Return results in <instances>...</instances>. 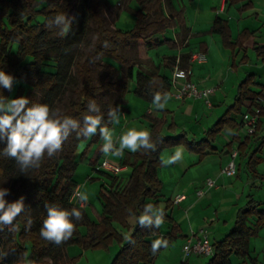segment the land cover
<instances>
[{"label":"trees","instance_id":"16d2710c","mask_svg":"<svg viewBox=\"0 0 264 264\" xmlns=\"http://www.w3.org/2000/svg\"><path fill=\"white\" fill-rule=\"evenodd\" d=\"M137 1L139 9H129L136 18V25L131 30H123L106 27L102 0H0V66H4L16 77L13 89L0 90V97L10 99L26 96L30 103H36V100L25 92V89L29 88L44 93V103L51 107L65 77L63 64L67 60L68 52L71 46L83 38L90 22L94 21L97 24V39L87 58L78 64L82 87L76 91V99L72 105L60 116H71L82 125L83 116L90 114L87 110L90 101L98 105L99 96L104 92L118 98H126L133 79L136 81V95L153 103V96L160 93L163 102L170 92L169 78L156 71L135 72V61L122 55L121 50H130L133 43L141 40H145L152 49L165 43L176 47L171 41H160L156 36L165 35L170 30L184 26L185 9L176 10L173 0ZM245 1L249 0H227V4L236 5ZM245 6H251V3L248 2ZM58 13H66L72 19L70 29L64 35L60 34L56 25L49 22ZM39 16L43 17V21H38ZM211 33L220 34L225 47L231 51L242 48L247 35L243 32L237 41H233L229 23L222 18L215 20ZM14 46H17L15 52L12 49ZM256 50L264 60V47ZM190 58L191 56H181L180 67L187 69ZM106 59L118 63L127 73L121 78L99 85L94 77L93 66L108 74L116 69L114 65L105 62ZM52 61L56 63L57 71H45L47 62ZM255 85L257 84L253 75L248 76L239 85L234 106L200 141L191 140L186 133L168 136L164 130L167 123L164 117L152 119L150 132L156 149H138L129 153L136 161L129 176L133 179L129 188L120 187L123 175L115 176L101 169L97 171L116 182L114 189L110 190V195L100 193L99 200L102 202L103 212L99 222L93 221L86 210L74 204L72 197L79 185L74 181L80 164L75 160L78 145L87 143L80 155L82 160L87 157L93 145L97 146V157L89 159L95 170L103 155L100 147L103 138L99 128L97 133L88 137L77 136L76 131H72L74 142H63L59 149L60 157L56 153L51 157L45 154L41 166L34 169L32 176L22 182L15 197L11 199L23 196L25 209L13 221L16 225L14 229L10 225L0 227V264H77V258L68 253L69 247L79 245L86 250L109 251L115 242L120 244V249L110 264H154L159 254L178 238V228L172 216L168 214L170 205L163 208L159 199L163 191V182L158 175L159 168L163 166L161 151L183 146L198 155L200 160L204 159L214 150L213 144L222 130L236 124L229 116L231 112L240 113L245 102L259 105L257 100L263 93L253 91L251 87ZM16 87L17 91L13 96ZM110 108L117 109V112L121 110L117 104L100 108L102 124H106L109 129L114 126L107 116ZM261 109L257 132L241 141L239 146V150L246 151L249 144L256 139L259 145L253 156L264 149V136H260V131L264 130V108ZM5 175L6 168L0 166V182ZM46 203H55L67 209L77 207L82 212V218L79 221L74 220L72 234L59 244L46 240L39 234L43 219L47 215ZM149 204L153 209L162 210L163 222L172 226L167 236L161 239L167 241V246L162 244L155 253L152 252L151 244L161 237L162 224L156 227L141 226L139 223L140 215ZM261 206L262 202L255 200L252 195L249 196L246 208L239 211L234 229L222 241L212 243L214 252L207 264H233V256L243 260L241 264L257 263L250 253V240L264 227V211ZM132 218L137 219L134 227L130 224ZM252 219L255 221L252 222ZM117 225L132 232L128 235L122 234ZM83 227L87 229L86 234L81 231Z\"/></svg>","mask_w":264,"mask_h":264},{"label":"crops","instance_id":"0c3cea01","mask_svg":"<svg viewBox=\"0 0 264 264\" xmlns=\"http://www.w3.org/2000/svg\"><path fill=\"white\" fill-rule=\"evenodd\" d=\"M191 1L198 2V0ZM248 2L251 6H245ZM189 6L183 3L179 7L176 0H173V7L176 10L185 9V25L170 30L165 35L156 36L160 41H171L176 47L173 48L165 43L159 49L153 48V52L175 57V65L181 56H191L187 66L191 73L190 78L200 88L216 89L211 97L213 106L208 107L203 101L189 98L177 100L173 95L176 89L172 85L169 94L166 95V102L163 101L165 102L163 108H157L154 103L146 101L136 93L135 95L145 104L144 116L149 119V130L152 119L164 117L167 122L164 128L166 135L177 136L186 133L191 140L200 141L205 137L206 132L234 106L239 85L248 76L253 75L257 84L251 87L252 90L262 92L264 95V60L256 50L264 47V0H249L236 5L227 4V0H211L206 5V10L200 6L196 8L192 6L189 9ZM217 18L228 21L233 41H237L243 32L247 33L242 48L231 51L225 47L220 34L211 33ZM200 52L207 55L205 64L192 62V56ZM157 66L160 67V71L156 72L167 76L171 82L174 67L173 69L166 67L163 62H159ZM136 101L132 102L138 104L139 102ZM125 107L128 111L120 110L121 122L128 120L132 115L131 101ZM256 108L262 113L261 108L264 107L245 102L240 113L231 112L229 116L236 124L222 130L213 144L214 150L204 159L200 160L198 155L180 146L183 149L182 158L172 164H163L159 168L158 175L163 182V191L159 199L163 208L170 205L168 214L172 216L178 228V238L171 244H176L179 255L175 256L171 264H207L204 256H184V245L191 230L206 228L212 243L222 241L234 229L239 211L246 208L245 204L250 195L262 202L261 210L264 211V149L253 156L259 145L255 139L246 151L239 150L240 142L249 136L242 123V117ZM138 117L140 115L136 116ZM260 136H264V130L260 131ZM176 148L163 149L160 153L161 160L173 155ZM234 150H238L239 153L238 173L235 177H228L223 175L222 171L230 162ZM129 153L132 151L123 152L133 161L134 158ZM105 157L103 153L95 167L97 174ZM132 168L133 166L127 165V169L121 175L130 176ZM244 172L245 176H243ZM209 178L216 180V186L207 188L203 196H198L197 192L205 187V182ZM181 196L184 198L177 202L176 200ZM167 201L170 203H166ZM234 221L235 225L231 228ZM251 221L254 222L255 219ZM130 224L132 226L131 220ZM164 224L166 228L162 227L160 240L167 236L172 228L168 222H163L162 226ZM171 244L159 254L157 259H160L163 253L170 252ZM250 253L257 260L256 264H264V227L251 238ZM169 257H172L171 253ZM233 257V264L242 263L243 260Z\"/></svg>","mask_w":264,"mask_h":264},{"label":"rangeland","instance_id":"374dc122","mask_svg":"<svg viewBox=\"0 0 264 264\" xmlns=\"http://www.w3.org/2000/svg\"><path fill=\"white\" fill-rule=\"evenodd\" d=\"M102 1L103 15L106 27L111 29L120 28L123 30H131L135 27L136 18L133 12H131L129 9H139V3L137 0ZM209 1L211 0H198V2L196 1V3L191 0H176V4L179 7H181L183 3L186 5H190L191 7L189 6V9H191L192 6L195 8L200 6L204 10L207 7L206 5L209 3ZM38 21H43V17L39 16ZM97 35V24L94 21H91L83 38L75 45L71 46L68 52L67 60L63 64V73L65 77L64 79H62L60 87L57 90L56 98L51 106V108L57 110V113L59 115L64 113L72 105V103L76 99V91L82 87V82L78 75V64H80L87 58L91 46L95 43L97 39ZM16 48L17 46H14L12 48L14 52L16 51ZM121 54L124 55L126 58L135 61V72L138 70H141L144 73L160 71V67L157 66L159 62H163L166 67H170L171 69H173V67L175 66V57L166 54H158L157 51L153 52V49L147 44L145 40L133 43V46L130 50H121ZM105 62L114 65L116 69L114 72L108 74L103 71H99L93 66L94 77L99 83V85L105 81H114L118 78H121L127 73L126 69H123L118 63L114 62L113 60L106 59ZM45 71L56 72V63L53 61L47 62V65L45 66ZM135 89L136 81L135 79H133L130 82V93L127 95L126 98H118L109 92H104L99 96V108L109 107L113 104H117L120 106L121 110L128 111L125 106H127L130 101L133 106V116L130 115L128 120H124L122 122L119 120V123H114V126L110 128V130L112 131L114 144H116L117 147L119 136L128 127L135 126L137 128H144L149 130V119L144 116L146 109L145 104L135 95ZM16 91L17 87L14 90L13 96L15 95ZM25 92L29 93L36 100V103H44L46 99L45 94L42 92L33 91L29 88H26ZM132 101H136L139 103L135 104V102ZM120 114L121 112L119 111V118ZM137 115H140V117L136 118ZM65 141L66 143L74 142L73 134L70 133V135ZM4 144H0V148H2ZM86 146L87 143H80L77 147L75 160L80 164L74 176V181L80 185H78L77 187L79 188V191L85 192L88 196V199L84 201L82 208L86 210L89 217L93 221L99 222L101 219V214L103 212V205L102 202L99 200L100 193L110 195V190L114 189L116 182H113L112 180H109L108 178L97 174L93 169V166L91 165L89 159L97 157V153L95 152L96 149L94 151L95 146L91 147V150L89 151L85 159L82 160L80 158V155L86 148ZM126 151L130 150L125 149L123 152ZM55 153L58 157H60L61 153L59 149ZM105 155L106 157H109L113 161L119 162L122 165L126 164L134 166L136 164L135 160L132 161V159L128 157V155H124L123 153L120 155H113L111 153ZM118 157H120L121 159H119ZM0 166L6 168V175L1 180L0 186L10 189L8 199L11 200L15 197L16 191L18 187L21 186L22 182L32 176L34 169H30L28 175L21 174L16 164L15 158L8 157H0ZM243 176H245V172L243 173ZM132 182L133 179H131L127 175H123V178L120 182L121 189L129 188ZM72 202L76 204L74 199L72 200ZM136 221L137 219L135 218L131 219L133 227L136 226ZM234 225L235 221L231 228ZM162 227L165 229L166 224H164ZM117 228L122 234L125 235H128L132 232V230L128 232L127 230L122 229L119 225H117ZM231 228H229V230H231ZM81 231L83 234H86L87 229L83 227L81 228ZM119 249L120 244L117 242H115L111 246L109 251L86 250L79 245H73L68 248V253L71 257L77 258V264H110ZM178 252L179 249L176 247V244L173 243L171 244L170 252L165 254L163 253L160 259H156L157 263L154 264H171L176 258L175 256L179 255ZM169 253H171L172 257H169ZM205 259L206 262L209 261V257H205ZM233 260H235V257H233Z\"/></svg>","mask_w":264,"mask_h":264},{"label":"clouds","instance_id":"9594fccd","mask_svg":"<svg viewBox=\"0 0 264 264\" xmlns=\"http://www.w3.org/2000/svg\"><path fill=\"white\" fill-rule=\"evenodd\" d=\"M49 22L56 25L60 29V34L64 35L69 31L72 19L66 13H58ZM179 75L183 76V73ZM15 81L14 74L0 66V90L5 88L12 90ZM152 99L157 108L165 106L166 97L165 102H162L160 93H156ZM87 110L90 114L83 116L81 125L79 120L71 116H60L57 110L47 103H30L26 96L10 99L0 97V142H5L0 148V157L15 158L20 173L28 175L30 169L41 166L45 154L48 157L53 156L72 131H76L77 136L88 137L97 133L98 128L104 140L101 147L104 154L120 155L125 149L132 152L138 149H156L150 130L135 126L128 127L121 133L117 147L113 141L112 131L106 124H102L103 116L99 114V106L90 101ZM107 116L113 123H119L117 109L110 108ZM182 151L183 149L177 146L174 154L164 159L162 163L167 165L180 160ZM9 192V188L0 186V227L10 225L14 229L16 225L13 221L24 211L25 202L23 196L10 201ZM78 195L81 201L88 199L83 191H78ZM45 208L47 215L43 219L39 234L46 240L59 244L72 234L74 220L79 221L82 212L77 207L67 209L55 203H46ZM139 223L141 226L159 227L163 223L162 210L147 205L139 217ZM162 244L167 246V241L154 240L151 244L152 252L155 253Z\"/></svg>","mask_w":264,"mask_h":264},{"label":"built area","instance_id":"2783aa9c","mask_svg":"<svg viewBox=\"0 0 264 264\" xmlns=\"http://www.w3.org/2000/svg\"><path fill=\"white\" fill-rule=\"evenodd\" d=\"M192 62L198 64H205L207 62V55L203 52L196 53L192 56ZM180 60L176 62L173 69V76L171 78V85L175 87L174 97L177 100L184 99H194L203 101L208 107H212L211 97L214 95L216 89L214 87H203L200 88L199 85L193 81L190 77L191 73L188 69H183L180 67ZM183 73V76L179 75ZM257 103L264 107V95L257 100ZM261 118L260 109L256 108L253 111L248 112L243 115L242 123L246 128L247 134L249 136L254 135L257 132V127ZM238 150H234L231 154V160L228 165L223 169L222 174L228 177H235L238 173L237 157ZM100 169L108 172L112 175H121L126 169L127 165H122L119 162L113 161L111 158L106 157L100 164ZM205 187L197 192L198 196H203L205 190L208 188H213L216 186V180L207 179L205 182ZM79 188L74 192L72 200L80 207L83 206L84 201L79 199L78 195ZM184 196L179 197L176 201L179 202ZM184 256L188 257L190 255L211 257L213 255V244L210 239L209 232L206 228H201L199 230H191V233L186 239L184 245Z\"/></svg>","mask_w":264,"mask_h":264}]
</instances>
